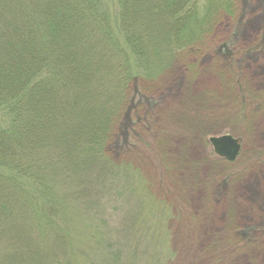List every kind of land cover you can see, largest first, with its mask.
I'll return each mask as SVG.
<instances>
[{
    "label": "trees",
    "instance_id": "obj_1",
    "mask_svg": "<svg viewBox=\"0 0 264 264\" xmlns=\"http://www.w3.org/2000/svg\"><path fill=\"white\" fill-rule=\"evenodd\" d=\"M230 2L0 0V264L169 262L109 145L132 88Z\"/></svg>",
    "mask_w": 264,
    "mask_h": 264
},
{
    "label": "rangeland",
    "instance_id": "obj_2",
    "mask_svg": "<svg viewBox=\"0 0 264 264\" xmlns=\"http://www.w3.org/2000/svg\"><path fill=\"white\" fill-rule=\"evenodd\" d=\"M204 32L132 88L109 150L134 171L143 217L160 216L145 249L166 264H264V0H232ZM222 136L239 141L231 162L209 142Z\"/></svg>",
    "mask_w": 264,
    "mask_h": 264
},
{
    "label": "water",
    "instance_id": "obj_3",
    "mask_svg": "<svg viewBox=\"0 0 264 264\" xmlns=\"http://www.w3.org/2000/svg\"><path fill=\"white\" fill-rule=\"evenodd\" d=\"M209 142L214 152L227 161H233L238 155L240 149L239 141L230 136L210 138Z\"/></svg>",
    "mask_w": 264,
    "mask_h": 264
},
{
    "label": "bare ground",
    "instance_id": "obj_4",
    "mask_svg": "<svg viewBox=\"0 0 264 264\" xmlns=\"http://www.w3.org/2000/svg\"><path fill=\"white\" fill-rule=\"evenodd\" d=\"M204 82H205V81H204ZM204 82H203V83H204Z\"/></svg>",
    "mask_w": 264,
    "mask_h": 264
}]
</instances>
